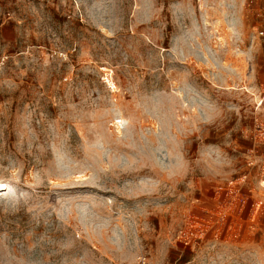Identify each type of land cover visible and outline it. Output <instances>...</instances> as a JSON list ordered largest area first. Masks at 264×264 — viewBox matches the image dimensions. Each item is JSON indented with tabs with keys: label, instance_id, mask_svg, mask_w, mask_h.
<instances>
[{
	"label": "rangeland",
	"instance_id": "374dc122",
	"mask_svg": "<svg viewBox=\"0 0 264 264\" xmlns=\"http://www.w3.org/2000/svg\"><path fill=\"white\" fill-rule=\"evenodd\" d=\"M0 264H264V0H0Z\"/></svg>",
	"mask_w": 264,
	"mask_h": 264
},
{
	"label": "built area",
	"instance_id": "2783aa9c",
	"mask_svg": "<svg viewBox=\"0 0 264 264\" xmlns=\"http://www.w3.org/2000/svg\"><path fill=\"white\" fill-rule=\"evenodd\" d=\"M258 205V204H257Z\"/></svg>",
	"mask_w": 264,
	"mask_h": 264
}]
</instances>
